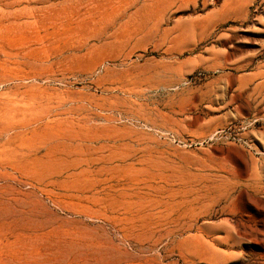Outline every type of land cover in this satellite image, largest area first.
Listing matches in <instances>:
<instances>
[{"label": "rangeland", "instance_id": "1", "mask_svg": "<svg viewBox=\"0 0 264 264\" xmlns=\"http://www.w3.org/2000/svg\"><path fill=\"white\" fill-rule=\"evenodd\" d=\"M0 264H264V0H0Z\"/></svg>", "mask_w": 264, "mask_h": 264}]
</instances>
